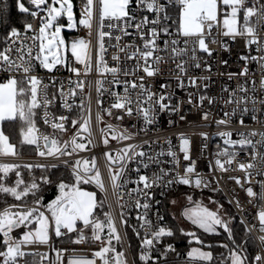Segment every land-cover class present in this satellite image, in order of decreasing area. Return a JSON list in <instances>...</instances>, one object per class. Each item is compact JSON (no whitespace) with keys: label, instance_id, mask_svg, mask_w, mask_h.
Returning <instances> with one entry per match:
<instances>
[{"label":"snow or ice","instance_id":"obj_1","mask_svg":"<svg viewBox=\"0 0 264 264\" xmlns=\"http://www.w3.org/2000/svg\"><path fill=\"white\" fill-rule=\"evenodd\" d=\"M26 4L28 6H26ZM15 6L22 14H28L31 17H39L40 26L37 29L33 28L31 23H25L23 34L26 40L31 43H26L21 40V31L12 27L11 24L6 26V46L0 48V156H16L17 145L11 142V137L16 131V126L19 124V135L21 145L34 146L36 153L41 157H53L59 160L65 156H72L78 150L87 149L88 143L78 141L79 131L75 134L71 141H61L54 133L66 132L65 122L69 120L68 116H55L49 111V105L55 100V94L51 95L50 88L56 87V79L50 77L49 83H45L38 74H35L36 69L40 68L52 73L57 70L58 66L66 67L69 72L79 77L81 69L70 66L68 58L65 55L66 51L70 50L77 64L83 65V74L87 75L93 69V54L90 50L91 41L84 38L74 39L70 42L65 41L62 36V29L65 27L72 30L77 25V20L73 12L72 0H15ZM134 7H139L152 14V18L142 15L139 22L136 21ZM35 9V10H33ZM3 10L0 9V12ZM175 12V18L172 13ZM40 13H44L43 16ZM62 17H66L67 23H59ZM255 18V19H254ZM98 20L100 30L98 31V51L96 53L95 68L101 75L111 74L113 80L109 83L123 84L124 94L111 93L115 97L111 108L106 110L108 115H112L111 109L122 110L124 115L132 116L133 113L138 117H142L145 125H151L155 122L157 109L159 111H179L178 107H171L166 100L170 99V95L163 92L157 94L149 91L145 87V76H138L139 72H143L147 77H154L161 72L160 65L162 63H171L175 68H169V71H176L178 74L176 79L180 82L179 86L183 87V77L187 76L189 67L201 68V58L197 53H204L208 57L212 56L213 50L209 48L208 43H219L223 50L227 51V44L224 41H217L216 36L231 37L233 40L236 37H244L248 45H258L259 50L264 51V40L258 35V28L264 29V2L262 0H83L81 17L78 20L79 25L89 29V35L93 28V21ZM0 23H3L0 20ZM175 26L174 31L172 30ZM111 29L119 32V35H114L113 31H105ZM129 28H135L136 34L139 36L141 43L121 45V40L125 36H131ZM31 32L33 35L28 36ZM164 37H172L162 40ZM105 37L109 41L114 40L112 46L118 48L119 52L124 53V60L134 61L132 65L121 63V56L114 55L111 57L116 61L115 66H109L105 59L107 49L105 47ZM162 40L163 47L160 41ZM17 41L19 44L17 45ZM169 53V60H165L160 53ZM13 53L15 55H13ZM242 60H256V57L241 56ZM264 61V56L259 58ZM227 65V60L221 61ZM206 70L211 71V66L206 65ZM264 68V63L261 64ZM248 74L247 67L243 68L239 73L241 76ZM132 76V80H119L118 76ZM234 73H228L229 79ZM137 79L139 83H137ZM197 77H188L189 84L192 87H197ZM205 80L210 77H204ZM70 85L69 91H63V81L60 82V96L63 100V106L69 111L72 105L67 102L68 96H75V89L83 90L84 83L80 80H68ZM74 84V88L71 86ZM97 91L102 92L103 81H97ZM261 86L264 87V79L261 81ZM161 88H166L167 85L161 84ZM207 87V85H204ZM133 90L135 93L133 95ZM228 92V97L224 100L225 104H235L237 107L244 105L241 111H248L247 104L256 103L254 98L247 95L236 97V90L224 89ZM240 92L247 93V88L241 86ZM204 100L214 103L212 97L200 96V102ZM99 103V101H97ZM191 103V100L188 101ZM264 104V99L260 100ZM147 105V107H145ZM83 105L81 104L80 107ZM134 106V107H133ZM42 110V114L41 111ZM235 113L225 112L226 117ZM208 113L203 114L205 120L208 119ZM124 116H117L116 119L123 120ZM43 120L45 125H49L53 129V134L46 135L40 132L38 122ZM102 117L98 114L97 120ZM184 119V117H181ZM89 120H84L80 124L79 120H72L71 124L75 127L80 124V131L89 132ZM171 123V121H170ZM218 125H227L229 120L220 119L216 121ZM243 120L240 124L243 125ZM143 130V129H142ZM107 132L111 134L112 139L130 140L132 135L127 133V129L119 131L113 125H107ZM207 139V133L201 134ZM218 135L223 139V143L228 147L217 152L218 157H227L226 161L222 162L216 159L215 165L221 171H227L225 163L231 165L236 159V151H230L239 145L243 150L247 147L252 149L251 161L248 163H240L239 169L245 171V183H251L252 171L255 170L257 175L264 176V152L257 150L256 144L264 146V133H259L262 137L261 141L253 142L249 136H255L257 133L252 132L246 135L238 133L240 139H233L231 131L220 132ZM180 152L183 153V159L190 161L189 155L190 140L180 134ZM103 143L107 145L108 139H104ZM145 143H149L145 141ZM168 149L165 152L163 149L152 155L145 151L139 145H127L113 156L112 153L106 152L104 155L111 164H118L119 168L113 172L109 168L110 180L114 190L120 189L129 182L137 185L136 188L127 192V195L134 199V207L142 208L145 211L137 217L142 220L141 227H146L149 232H146L141 241L140 260L144 264H154V260H159V256L153 255V250L161 239L165 236H173L171 229L156 225L153 227L152 222L148 219V210L150 204L147 201L151 200L152 194L149 191L153 187L169 186L172 184H182L195 186L196 188L209 187L207 180L199 175L193 180L190 174L195 173V164L192 162L185 167L184 176L171 177V170L160 168L158 172H153L151 176L147 174L138 175L135 180L129 181L126 179L128 164L135 161L140 167L149 169L151 165H159L162 163L161 156L172 158V162L178 163L177 153L173 151L171 140H167ZM137 148L141 150L137 151ZM139 158V159H138ZM67 165L68 161H64ZM257 163L260 167L257 168ZM21 167L31 171L33 168L39 167L47 169L55 168L56 164H11L0 163V199L3 200L4 207H0V264H19V259L23 258L28 253L22 250L23 246L39 243L47 244L51 238L50 233H54L55 237L59 238L67 233L78 232L79 236L75 243H81L87 237L84 234V229L77 227L78 222H82L85 228H91V239L100 242V249L92 254L91 259L87 257H72L69 264H96V259H99L103 264H127L124 258V253L117 252L112 241L120 242L121 237L110 214L106 213V220L100 221L94 215L97 208L103 207L105 201L97 200L96 192L86 191L82 185L95 184L101 192H106L104 181L101 177L99 169L96 167V160H85L81 162L76 160L71 164L72 182L65 183L61 180L57 184L58 195L47 205L42 203V196L38 195L41 188V183L49 184L51 180L47 176L40 178L41 183H38L35 178L30 183H26L19 171ZM140 167L135 171L139 173ZM10 173H15L16 179L14 182H9ZM170 177V178H169ZM237 184H241L239 178H233ZM261 191L255 192L252 187L245 189L247 195L254 199L264 201V181L259 182ZM142 185V187H140ZM243 186V185H242ZM33 197L31 206L27 202V198ZM7 197L13 198L19 203H8ZM141 198L145 202H141ZM189 202L194 203V207L185 210L183 215L191 221L197 228L202 229L208 234L218 235L217 228L223 229L228 233L229 239H232V229L229 221L225 220L219 210L211 211L202 203L193 202L192 197L188 196ZM175 203V201H173ZM237 207H240L237 201ZM123 207V205H121ZM222 207V206H221ZM123 219V217H122ZM162 220L163 217H160ZM258 220L260 222V231L264 232V208L258 212ZM126 224L127 221L123 220ZM32 226V227H30ZM24 227L29 230L24 232L20 237H13L12 233L15 229ZM107 228V239L102 237V233ZM63 230H66L63 231ZM184 230L181 229V232ZM192 236L196 243L202 247L211 249L212 244H205L203 240L196 236L195 232L184 233ZM139 235V233H137ZM264 243V236L260 237ZM219 247L227 248L228 245L221 244ZM57 251V261L60 260L62 252ZM175 251L171 245L167 246L161 255L167 256V252ZM112 253L113 255H109ZM187 256L192 261H202L211 264L214 257L211 251H203L201 248H192ZM248 257L242 255L241 251L229 249L227 257L221 258V264H247ZM257 262L264 260V257L257 255ZM54 261L53 264H57ZM166 264V261H165Z\"/></svg>","mask_w":264,"mask_h":264},{"label":"built area","instance_id":"obj_2","mask_svg":"<svg viewBox=\"0 0 264 264\" xmlns=\"http://www.w3.org/2000/svg\"><path fill=\"white\" fill-rule=\"evenodd\" d=\"M262 2H264V0H262ZM82 7L83 2L79 1L76 7L78 20L81 17ZM133 11L137 18L134 23L139 22L142 15L152 18V14L142 8L134 7ZM174 13L175 12L172 13L173 18H175ZM40 15L43 16L44 13H40ZM28 23H31L33 28L38 30L40 19L39 17H33ZM174 29L175 26L173 25L172 30L174 31ZM99 30L100 26L98 20H94L91 35H89V29L79 24L77 29L69 34V38L73 40L84 38L85 40L91 41L90 50L93 54V69L87 75L83 74L84 66L77 64L71 54L68 56V64L81 69L82 74L79 77L69 72L66 67L61 66H58L57 70H54L52 73H48L46 70L40 68H37L35 72L45 83L50 82V77L56 79V87L49 89L50 98L52 94H55V100L49 105V111L55 116L64 115L69 117V120L65 122L67 131L56 132L54 134L63 142L71 141L79 131L78 141L87 144L90 139L91 144H88L86 150H78L72 156H65L59 160L53 157H41L37 153H34L18 154L16 156H0V163L56 164L57 166H63L72 171L71 164L74 161H91L95 158L96 167L101 173L107 190L106 192H101L95 184H90L95 190L102 194L106 205V210L101 214H96L95 217L104 221L106 220L105 214H110L120 234V243L127 264H144V261L139 258L142 251L141 241L145 233L150 230L146 227H141L143 221L137 219L145 210L134 207V199L127 195V192L136 188L137 185L129 182L124 187L114 190L110 180L109 168L111 167L113 172H115L119 168V165H110L104 154L110 152L115 156L120 149L127 145H139L143 150L155 155L162 149L166 152L168 149L166 141L171 140L173 151L177 153L178 163L172 162L171 157L161 156V164L151 165L149 169H144L133 161L128 164V171L125 178L132 181L135 180L138 175L147 174L151 176L153 172H158L160 168L171 170V177L184 176L185 167L194 162L195 173L190 174L191 178L194 180L196 176L199 175L207 180L210 186L196 188L193 185L189 187L209 192H222L228 198L232 207L244 222L255 241L256 251L252 264H264V260L259 262L255 260L257 255L264 257V243L260 240V237L264 236V232L260 231V222L258 220V212L264 208V201L249 197L245 191L247 187H252L255 192L259 193L262 190L259 182L264 181V176L257 175L255 170H249L253 173L251 183H245L246 173L238 167L240 163H248L251 161L250 153L252 149L247 147L241 150L239 145L234 149H230V151H236L239 154L231 165L225 163L227 171H221L215 165L216 159H220L222 162L227 159V157H218L216 155L217 152L228 147L223 143V139L218 133L231 131L233 133V139L238 140L240 139L238 133L243 132L248 135L249 133L255 132L257 135H250L249 138L252 139L254 143L262 140L259 133H264V104L260 103V100L264 99V87L261 86V81L264 79V68L261 67V64L264 63V61H260L259 58L264 56V51H260V46L258 45H248L244 37L238 36L233 40L231 37L218 35L216 36L217 41H224L227 44L228 50H223L219 43L209 42L208 46L213 50L212 56L208 57L204 53H197L201 58L202 66L199 69L189 67L187 76L183 77V87L179 86L180 82L176 79L178 73L176 71H169L170 67L173 69L175 68V65L170 62L162 63L160 65V74L154 77H147L142 71L139 72L138 76H145V87L149 91L157 94L163 92L170 95V99L166 100L165 103H168L171 107L179 108V111H159L157 109L155 122L151 125H145L143 118L138 117L135 112L132 116H127L124 115L122 110L111 109L112 115L107 114L106 110L111 108L115 100V97L111 95V93L115 92L123 95L124 86L122 83H109L113 80L111 74L106 73L101 75L95 68L96 53L98 51L97 35ZM104 30L113 31L114 35L120 34L111 29L105 28ZM20 31V39L30 44L31 41L26 40L23 30ZM128 31L131 32L132 35L123 37L121 45H139L141 41L136 34L135 28H129ZM27 35L31 36L33 33L29 32ZM258 35L264 40V29L258 28ZM170 38L172 37L162 36V40ZM162 40L160 41L161 47H163ZM6 43H10V41H6L5 39L2 48L6 46ZM18 44L19 41H17V45ZM113 44H115L114 40L109 41L108 38L105 37V47L107 49L105 59L109 66H115L117 63L111 59L114 55L121 56L122 64L132 65L134 61L124 60L123 57L125 54L119 52L118 48L112 46ZM13 55L15 54L13 53ZM160 55L164 56L166 61L169 60V53L162 52ZM241 56L256 57L257 59L242 60ZM223 60H227V65L221 63ZM206 65L211 66V71L206 70ZM245 67L248 69V74L246 76L239 75ZM228 73H234L236 75H233L232 78L229 79ZM3 75V73H0V76ZM188 77L199 78L197 80V87H192L189 84ZM204 77H210V79L205 80ZM69 78L73 81L80 80L84 83L83 90L75 89L76 95L68 96L67 102L72 105L70 111L63 106V100L59 92L61 81H63V91H69ZM118 79L123 81L135 78L132 76L124 77L120 75ZM97 81H103L102 92L97 91ZM137 83H139L138 79ZM161 84L167 85V87L161 88ZM204 85H207V87H204ZM241 86L247 88V93L239 91ZM71 87L74 88V84ZM224 89L236 90L237 98L247 95L250 98H254L256 103L253 104L250 99L247 104L248 111H241L244 105L237 107L235 104L224 103V100L228 97V92L223 91ZM134 93L135 90H133V95ZM201 95L212 97L214 103L210 104L208 100H204L201 104ZM189 100H191V103L188 102ZM97 101H99V103ZM81 104L83 105L82 107H80ZM145 107H147V105H145ZM233 109H235L234 114L228 117L224 115L225 112L232 113ZM40 111L42 114V110ZM205 112L209 114L207 120L203 118ZM98 114L102 117L101 120H97ZM120 115L124 116L123 120L116 119V117ZM181 117H184V119H181ZM220 119H227L229 123L227 125H218L216 121ZM72 120H79L80 124H83L84 120H89L88 127L91 134L89 135V132L80 131V124L73 127L71 124ZM240 120H243V125L240 124ZM109 124L113 125V127L119 131L127 129V133L132 135V139H112L111 134L107 132V125ZM38 128L40 132L46 135L53 134V129L49 125L43 123L42 126ZM202 133H207V139L201 135ZM180 134H184L190 140V161H185L183 159V153L180 152V141L178 139ZM104 139H108L109 143L107 145L103 143ZM145 141L149 143L146 144ZM256 148L264 152V146L261 144L257 143ZM139 150L141 149L137 148V151ZM64 161H68V164L66 165ZM138 167H140L139 173L135 171ZM259 167L260 165L257 163V168ZM233 178H239L241 184H237L236 180ZM180 185L181 184L176 183L169 186L153 187L149 190L152 197L150 201H147L150 204L148 219L152 222L153 227L157 224L165 227V201L169 194L178 189ZM140 187H142V185ZM237 201L240 207H237ZM141 202H145L143 198H141ZM9 203L19 202L14 201ZM28 204L31 206V202H28ZM121 205H123V207H121ZM4 206L5 205L1 207ZM131 217H133L134 220H131ZM160 217H163V219L161 220ZM123 220H126L127 223L125 224ZM77 224L78 229H84V234L87 237L83 242L75 243L79 236L78 232L67 233L66 230H63L66 234L59 238L55 237L54 233H50L51 238L47 244L34 243L23 246L22 250L28 254L19 259V264H53L54 261H57L56 250L62 252L60 258L62 264H69V260L72 257L93 258L92 254L100 249V242L89 239L91 228H85L82 222H78ZM128 225L134 230L133 238L136 242L135 250L133 249V242L128 233ZM28 230V228L24 227L17 228L13 231L12 236L18 238ZM137 233H139V235H137ZM2 239L1 237V240ZM168 245H171L175 251L167 252V256L161 255V253L167 249ZM153 255L154 257H160L159 260H154V264H165V261L166 264H190V259L184 254L183 248H178L175 242L163 244L161 239V241L156 244ZM57 264H60V261H57ZM96 264H103V262L96 259Z\"/></svg>","mask_w":264,"mask_h":264},{"label":"trees","instance_id":"obj_3","mask_svg":"<svg viewBox=\"0 0 264 264\" xmlns=\"http://www.w3.org/2000/svg\"><path fill=\"white\" fill-rule=\"evenodd\" d=\"M73 1L76 7L79 1L83 2V0H73ZM0 9L3 10L2 12H0V20L3 21V23H0V48H2L3 43L6 39V31H5L6 26L8 24H11L12 27H16L19 30H23L22 26L25 23L30 22L33 19V17L29 16L28 14L20 13L15 6V0H0ZM42 124H43L42 120H40L37 126L38 127L42 126ZM19 141H20L19 124H17L16 131L13 133L11 137V142L17 145V153L18 154L36 153L34 146L21 145ZM11 164H19V163H11ZM20 165H25V164H20ZM32 165H37V164H32ZM19 171L21 172L22 178L25 180L26 183H30L33 178H35L38 183H41L40 178L42 176H47L51 180V183L49 184L41 183L40 192L38 193V195L42 196V203L44 205H47L50 201L55 199V197L59 194L57 184L61 180H63L65 183L72 182V171L63 166H57L55 168L49 167L47 169L36 167L33 168L31 171H29L27 168L21 167ZM15 179H16L15 173H10L9 182H14ZM82 187L83 189L96 192L98 201L104 200L102 194L97 190H95V188L90 184L82 185ZM204 191L205 190L195 189L187 185L181 184L178 189L172 191L169 194L164 205L165 227L171 229L174 235L170 237L168 236L163 237L162 238L163 244L175 242L178 245V248H183L185 254V247L187 246L188 243L187 235H185L184 232H181L182 227L180 226L176 218L173 217L169 212L170 200L179 193H185L186 195L197 199ZM205 192H209V191H205ZM210 193L214 198L219 197V195H224L222 192H210ZM32 199L33 197L29 196L27 198V202H32ZM224 199H220L219 201L225 203ZM7 200L8 203L14 202L13 198L11 197H7ZM3 205H4L3 200L0 199V207ZM105 210H106V205L104 203L103 207L97 208L94 214H101ZM230 217L233 220L230 226L232 229V239H229L228 233L224 232L223 230L218 232L219 233L218 235L202 233L201 238L205 242V244L213 245L211 249L213 251V256H214L213 261H215V263H221V258L227 257L229 249H236L238 251H241L243 255H246L248 257L247 264H252L253 257L256 251L255 241L253 240L244 222L241 220V218L237 213H236V217L233 216V214H230ZM131 220H134L133 217H131ZM128 233L133 242L132 244L133 249L135 250L136 242L134 241L133 238L134 230L131 227H129V225H128ZM101 235L105 240L107 239V228H105L104 232ZM89 239H91V234L89 235ZM112 244L114 245L117 252L124 253L120 242H116L115 240H113ZM221 244H226L228 245V247L227 248L219 247V245ZM109 255L111 256L113 254L110 253ZM202 264H207V263H202Z\"/></svg>","mask_w":264,"mask_h":264},{"label":"rangeland","instance_id":"obj_4","mask_svg":"<svg viewBox=\"0 0 264 264\" xmlns=\"http://www.w3.org/2000/svg\"><path fill=\"white\" fill-rule=\"evenodd\" d=\"M73 2V12L74 15L76 17L77 20V25L74 29L69 30L66 27L64 29H62V36L64 37L65 41L68 42L70 44V42L73 40L71 38H69V34L73 31H75L77 29L78 26V17L76 14V5ZM26 6H28L26 4ZM59 23L61 24H66L67 23V19L66 17H62L59 21ZM71 54L70 50L66 51L65 55L68 56ZM90 191V190H87ZM188 195H186L185 193H179L176 196H174L171 200H170V204H169V212L170 214L176 218V220L179 222L180 226L182 227V229L184 230V233H188V232H195L196 236L199 237L201 240V234L205 233L203 232L202 229L197 228L195 225H193L191 223L190 220H188L183 213L185 212L186 209L190 208V207H194V203L189 202V200L187 199ZM225 198V199H224ZM220 199H224L225 203L220 202ZM173 201H175V203H173ZM193 202H199L202 203L203 206L207 207L209 210L211 211H217L219 210V214L227 221H229V224L231 226L232 224V218L230 217V214H233V216L236 217V212L234 210V208L232 207L231 203L229 202L228 198L225 195H219V197H213L212 194L210 192H203L200 197H198L197 199L192 198ZM222 206V207H221ZM96 215V214H94ZM103 221V220H100ZM78 225V224H77ZM90 228V227H89ZM223 229L217 228V231L220 232ZM187 246L185 247V254L187 256V253L192 249V248H201V250L203 251H211L213 254L212 249H208L205 247H202L201 245L197 244L195 239L192 236L187 235ZM238 251V250H237ZM243 255V254H242ZM188 257V256H187ZM214 257V256H213ZM189 258V257H188ZM191 260V258H189ZM202 263H207V262H202V261H192L191 264H202ZM211 264H221V263H215V261H212Z\"/></svg>","mask_w":264,"mask_h":264},{"label":"crops","instance_id":"obj_5","mask_svg":"<svg viewBox=\"0 0 264 264\" xmlns=\"http://www.w3.org/2000/svg\"><path fill=\"white\" fill-rule=\"evenodd\" d=\"M84 190H86V189H84ZM87 191V190H86Z\"/></svg>","mask_w":264,"mask_h":264}]
</instances>
